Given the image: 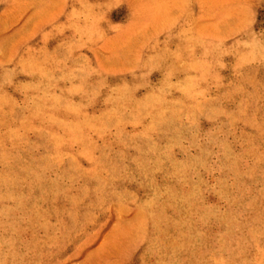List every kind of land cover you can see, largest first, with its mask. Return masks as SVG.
<instances>
[{
	"label": "rangeland",
	"instance_id": "1",
	"mask_svg": "<svg viewBox=\"0 0 264 264\" xmlns=\"http://www.w3.org/2000/svg\"><path fill=\"white\" fill-rule=\"evenodd\" d=\"M0 264H264V0H0Z\"/></svg>",
	"mask_w": 264,
	"mask_h": 264
}]
</instances>
